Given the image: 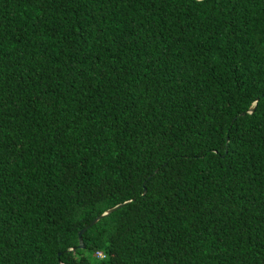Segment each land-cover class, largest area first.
Returning a JSON list of instances; mask_svg holds the SVG:
<instances>
[{"label": "trees", "instance_id": "16d2710c", "mask_svg": "<svg viewBox=\"0 0 264 264\" xmlns=\"http://www.w3.org/2000/svg\"><path fill=\"white\" fill-rule=\"evenodd\" d=\"M0 264H264V0H0Z\"/></svg>", "mask_w": 264, "mask_h": 264}, {"label": "water", "instance_id": "95a60500", "mask_svg": "<svg viewBox=\"0 0 264 264\" xmlns=\"http://www.w3.org/2000/svg\"><path fill=\"white\" fill-rule=\"evenodd\" d=\"M254 104H255V103L253 102V103L251 104V106L246 110L247 113H250V112L253 111V105H254ZM144 192H145V190H144L143 185H142V194H141V195H143ZM124 204H126V203H122V204H119V205H116V206L110 208L109 210H107V211L103 212L102 214H100L99 216L95 217V218H94V219H93V220H92V221H91L86 227H83L82 229H80V230L77 232V234H76V238H77V248H78V249H82V248H83V246H82L81 236H82V234L84 233V231H85L87 228H89L90 226H92L93 224H95V223H96L98 220H100L101 218H103V217L107 216L108 214L112 213L113 211H115V210L121 208ZM70 250H71V249H70Z\"/></svg>", "mask_w": 264, "mask_h": 264}, {"label": "built area", "instance_id": "2783aa9c", "mask_svg": "<svg viewBox=\"0 0 264 264\" xmlns=\"http://www.w3.org/2000/svg\"><path fill=\"white\" fill-rule=\"evenodd\" d=\"M98 255V254H97Z\"/></svg>", "mask_w": 264, "mask_h": 264}]
</instances>
